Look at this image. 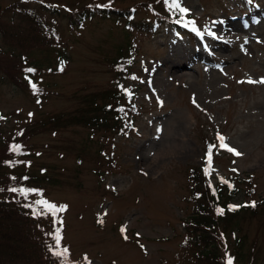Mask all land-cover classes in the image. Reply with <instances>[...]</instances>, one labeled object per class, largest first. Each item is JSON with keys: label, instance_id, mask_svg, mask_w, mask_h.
<instances>
[{"label": "rangeland", "instance_id": "rangeland-1", "mask_svg": "<svg viewBox=\"0 0 264 264\" xmlns=\"http://www.w3.org/2000/svg\"><path fill=\"white\" fill-rule=\"evenodd\" d=\"M16 1L0 0V12ZM94 1L98 0L47 3L74 12ZM178 3L187 10L178 8L181 16L189 19L192 32L176 35L172 23L149 34L133 32L128 36L138 48L130 65L136 79L119 81L131 87L132 104L140 107L141 114L135 117L128 135L111 141L113 146L99 134L92 138L90 130L81 126L52 131L48 127L39 130V125L53 116H68L83 107V95L111 85L115 77L110 62L127 40L124 24L89 18L81 27L69 29L67 22L59 20L53 30L62 36L63 50L47 46L33 52L39 60L32 81L35 90L7 82L0 71V143L23 138L32 156L35 154L33 171L46 168L56 179L42 200L66 206L49 216L57 221L61 250L68 249L67 264H86L85 257L91 264H191V252L181 248V220L188 196L186 172L190 166H204L205 137L216 143L211 185L229 175L245 180L252 174L255 201L264 196V83L248 82L264 80V0ZM132 4L140 2L116 1L114 8L120 12ZM134 9V21L149 20L145 8ZM245 13L247 18H256L248 29L235 33L233 39L230 32H217L228 16ZM235 24V29L241 27V22ZM216 36L228 40L224 50L214 51L207 60L192 59L195 52L202 51L199 38L208 46ZM0 49H7L1 36ZM60 51L66 54L62 65L56 57ZM173 51L177 56L186 55L189 63L176 77L169 76L165 64ZM218 135L241 155L221 148ZM100 147L104 152L98 154ZM97 154L108 155L117 164L102 178L94 167ZM246 201L240 193L231 205L240 208ZM226 227L240 228L236 235L245 234L248 245L254 242L257 247L253 253L248 251V264H264L261 216L236 218ZM122 228L126 229L123 233ZM225 240V251L234 254V234L229 233ZM223 257L227 264L230 256ZM231 259L232 264H241L237 258Z\"/></svg>", "mask_w": 264, "mask_h": 264}, {"label": "trees", "instance_id": "trees-1", "mask_svg": "<svg viewBox=\"0 0 264 264\" xmlns=\"http://www.w3.org/2000/svg\"><path fill=\"white\" fill-rule=\"evenodd\" d=\"M104 1H107V5L100 7ZM116 1L123 0H98L93 4L83 5L74 12L57 3L49 4L47 0H39L33 4L28 0H17L2 8L0 36L7 46L6 50L0 49V71L4 73L3 78L17 86L33 88L28 80H35L39 66V60L33 52L41 47L46 49L47 46L63 50V43L60 42L62 36L53 30V25L59 20L67 22V27L73 29L81 27L89 18L110 19L145 34L151 32L154 26L167 22L173 13L169 6L170 0L168 3L165 0H131L140 2V5H128L120 12L114 8ZM137 6L147 10L151 15V22L130 19V10ZM137 55V45L128 38L118 47L110 62L115 77L111 85L97 93L83 95L80 99L83 107L76 108L68 116L50 117L39 125V130L48 127L49 130L58 131L77 125L88 128L92 138L99 134L103 141L113 146L111 141L118 135H126L132 127L133 118L138 115L137 108L131 104L129 92L121 83L128 78L130 61ZM56 57L63 63L66 54L63 51L56 52ZM29 69L33 71L30 72ZM22 134L23 132L21 136ZM203 140L204 151L208 153V146L212 143L207 137ZM16 145L20 147L14 150ZM102 145L103 143L99 144ZM103 152L104 148L100 147L98 154ZM98 154L93 162L97 161L94 167L102 178L103 174L115 169L117 164L112 157ZM34 156L23 138H12L0 143V264H61V258L53 256L49 251V246L54 244L52 234L56 232L57 221L49 214H39L40 205L35 203L44 198L48 186L57 182L46 172V168L40 167L33 171L34 162L31 159ZM77 157L83 162L82 155L78 154ZM103 167L106 168L104 171ZM208 169L211 173V169ZM186 175L188 196L185 217L182 219L184 233L181 248L183 252H191L189 262L225 264L226 259L222 253L227 255V252L223 240L232 233L234 254L230 257L237 258L241 264H248L246 259L250 257L249 252H255L257 247L254 242L248 245L245 234L236 235L240 228L235 231L226 226H232L236 218L261 216L264 219V196L255 201L251 185L253 176L245 180L230 177L226 183L219 182L210 187L208 175L201 167H188ZM13 188L35 191L25 195L19 191H10ZM240 193L246 196L247 202L239 209H230L229 204ZM217 209H222V214H218Z\"/></svg>", "mask_w": 264, "mask_h": 264}, {"label": "snow or ice", "instance_id": "snow-or-ice-1", "mask_svg": "<svg viewBox=\"0 0 264 264\" xmlns=\"http://www.w3.org/2000/svg\"><path fill=\"white\" fill-rule=\"evenodd\" d=\"M249 2H251V0H249ZM165 3H168V0H165ZM170 7H176V8H179V10L181 12H186L187 10L184 9V8H180V5L178 3V0H172V3L169 5ZM100 7H103V5H101ZM62 70V69H61ZM28 71H33L32 69H29ZM133 79H136V77H132ZM249 83H264V80H261V81H252V80H249L248 81ZM33 89L35 90L36 89V86L33 84L32 85ZM193 103H195V100H193ZM197 107H199V105H197ZM31 115V114H30ZM218 140L221 141L220 143V147L221 148H224L226 149L227 151L229 152H232L233 154L239 156L241 155V153H239L238 151H236L234 148H231L229 147L226 143H224V137L223 136H219L218 135ZM20 146L19 145H16L14 146V150L19 148ZM215 146L214 145H209L208 146V153H207V156H208V162L209 164L211 163V154H212V150ZM205 174L206 175H209V169L208 168H205ZM221 182L222 183H226V181L223 180V178H221ZM211 187V184L209 185ZM10 191H19L21 192L22 194H25L27 195V193L29 192H32V191H35V190H30V189H10ZM215 194V192L213 193ZM37 205H40V209L38 210L39 211V214L41 215H45V214H52L54 215L56 212L58 211H64L65 207L66 206H57L55 204H52L46 200H37L35 202ZM31 206V205H29ZM253 206H254V203H253ZM230 209H234L235 207H238V206H229ZM223 210L222 209H217V213L218 214H222ZM101 223H103V221L101 220L100 221ZM126 229L122 228L121 229V232H125ZM59 229L56 230V232L53 235V239H54V244L53 245H50L49 246V251L52 253L53 256L57 257V258H61V264H67L66 262V254L68 253V249L67 248H63L61 250L60 248V241H61V236L59 234ZM125 239H127V236L124 237ZM143 247V246H141ZM86 264H91L90 261H88L87 257L84 258ZM227 264H232V259L231 257L228 258L227 260Z\"/></svg>", "mask_w": 264, "mask_h": 264}, {"label": "bare ground", "instance_id": "bare-ground-1", "mask_svg": "<svg viewBox=\"0 0 264 264\" xmlns=\"http://www.w3.org/2000/svg\"><path fill=\"white\" fill-rule=\"evenodd\" d=\"M248 15L245 13L238 16H228L218 25L217 32L221 29H222L221 31L222 34L223 32H228V34L230 32V35H233L231 37L233 39V37H235V33L242 32L243 30H246L250 27V22L252 19L251 16L247 18ZM248 19L250 20L246 21ZM231 21H233V23ZM236 22H241V27L235 29L234 27L236 26L235 24ZM227 44H228V40H223L218 36L213 37V41L210 45H208V48L204 51L195 52L192 56V59L196 58L201 61L207 60L208 59L207 56H211L214 51L219 52L221 50H224L227 47ZM165 64L166 66L169 65L170 77H176L179 73H181V70L183 68L189 65L186 55L177 56L175 51H173L172 54H170V58H168Z\"/></svg>", "mask_w": 264, "mask_h": 264}]
</instances>
